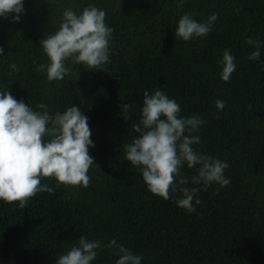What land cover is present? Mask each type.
<instances>
[{
  "label": "trees",
  "instance_id": "16d2710c",
  "mask_svg": "<svg viewBox=\"0 0 264 264\" xmlns=\"http://www.w3.org/2000/svg\"><path fill=\"white\" fill-rule=\"evenodd\" d=\"M91 2L106 10L114 28L111 62L103 71L78 66L58 82L35 68L46 62L40 40L55 30L70 0H25L20 22L0 18V88L33 107L44 102L51 111L80 105L98 168L89 170L87 188L61 185L38 193L24 208L0 201V264H55L82 233L105 241L117 237L144 256L143 264H264V64L250 61L253 49L244 44L249 36L264 40V0H188L183 8L175 0ZM185 11L199 13L197 20L212 12L220 16L206 39L184 42L174 29ZM226 48L237 68L223 82L217 61ZM11 62L18 73L9 74ZM157 87L176 99L181 115L206 121L195 147L231 165L225 171L231 184L198 193L202 203L192 214L174 198L150 193L125 160L123 145L138 111L125 121L119 106L135 101L138 109L143 93ZM216 99L226 101L219 114ZM194 171L183 169L187 176ZM115 259L102 253L97 264Z\"/></svg>",
  "mask_w": 264,
  "mask_h": 264
},
{
  "label": "clouds",
  "instance_id": "9594fccd",
  "mask_svg": "<svg viewBox=\"0 0 264 264\" xmlns=\"http://www.w3.org/2000/svg\"><path fill=\"white\" fill-rule=\"evenodd\" d=\"M175 3L183 8L188 0ZM76 4L77 0H70L60 13L58 26L47 31L39 42L46 62L37 64L35 70L48 82L63 81L78 66L103 71L111 62L114 28L106 22V10L91 0H80L79 7ZM25 11V0H0V18L10 16L11 22L18 23ZM197 15L185 11L179 16L174 29L176 38L190 42L210 35L220 14L212 12L200 20ZM244 44L253 49L248 59L264 64V40L249 36ZM3 56L4 48L0 46V57ZM217 64L221 68L219 78L230 81L237 68L230 48L222 51ZM8 69L10 75L20 71L16 62L9 63ZM7 89L0 88V201L18 202V207L24 208L38 193L51 194L61 185L87 188L92 179L89 170L98 168L89 154L95 143L82 107L72 103L62 111H51L44 102L33 107L17 100ZM135 105L131 101L119 106L125 121L132 120L138 111L123 145L124 156L140 173L150 193L165 201L174 198L177 207L192 214L202 203L198 193L213 185L219 191L231 184L225 175L230 163L195 147L201 144L199 133L206 123L202 116L181 115L180 104L162 87L145 91L139 108ZM213 106L219 114L226 101L216 99ZM184 168L194 169V174L185 175ZM45 178L55 180V186L43 183ZM102 253L115 257L114 264L144 261L142 254L115 236L105 241L82 233L57 256L55 264H97Z\"/></svg>",
  "mask_w": 264,
  "mask_h": 264
}]
</instances>
